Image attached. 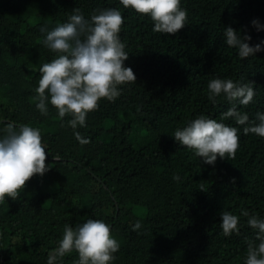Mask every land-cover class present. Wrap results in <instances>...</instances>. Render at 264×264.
Instances as JSON below:
<instances>
[{
    "label": "trees",
    "instance_id": "trees-1",
    "mask_svg": "<svg viewBox=\"0 0 264 264\" xmlns=\"http://www.w3.org/2000/svg\"><path fill=\"white\" fill-rule=\"evenodd\" d=\"M180 6L185 26L168 35L155 33L149 16L119 0H0V139L9 124L39 129L49 167L16 200L0 203V264H48L53 257L54 264H75L78 253L60 257L56 250L65 225L75 229L89 219L108 224L120 245L111 264H245L255 230L241 211L264 220V138L221 120L231 104L223 95L210 102L207 85L214 78L251 82L256 95L247 106L237 102V110L258 123L264 50L241 59L226 44L224 28L264 49V0H181ZM75 8L89 21L99 10L121 11L124 66L136 76L77 127L85 145L68 126L71 117L61 120L50 103L42 115L35 100L40 68L57 57L41 29L68 22ZM200 116L238 129L234 159L208 165L174 140L176 129ZM222 211L239 217V234L223 235ZM137 221L141 228L133 231Z\"/></svg>",
    "mask_w": 264,
    "mask_h": 264
},
{
    "label": "clouds",
    "instance_id": "clouds-1",
    "mask_svg": "<svg viewBox=\"0 0 264 264\" xmlns=\"http://www.w3.org/2000/svg\"><path fill=\"white\" fill-rule=\"evenodd\" d=\"M124 9H132L142 16H149L154 23L155 33L175 35L184 28L187 12L181 8V0H119ZM124 23L118 9L99 10L92 14L90 21L84 18L79 8L73 9L68 22L45 32L44 46L57 57L40 68V79L36 88V108L42 115L48 114L47 105L57 111L63 120L71 117L68 126L75 139L81 144L89 143L76 131L84 127L86 117L97 110L101 100L114 101L121 92L118 86L135 82L136 76L124 62L129 55L119 34ZM258 31L261 25L252 21ZM226 44L238 50L241 59L261 52L260 44L250 46L251 36H241L231 26L224 28ZM251 82L237 83L231 79H212L207 85L208 99L213 104L224 96L231 107L221 115V120L232 119L249 133L264 138V113H257L258 123H250L246 113L237 110V102L247 106L256 95ZM6 135L0 139V203L5 197L16 200L26 183L35 175L43 176L46 166V151L39 129L21 125H7ZM174 140L194 152L205 164L214 165L217 158L234 159L240 137L236 127L217 122L216 119L200 116L183 129H176ZM58 161L59 157H53ZM174 180H179L175 175ZM247 217V225L255 230L254 240L247 241L245 264H264V220L248 211H241ZM221 228L225 237L239 234V217L222 211ZM141 228L139 221L133 231ZM259 241L257 244L256 242ZM118 241L112 237L111 229L103 220L89 219L75 229L65 225L56 254L60 257L75 251V264H111L114 254L119 251ZM54 257L48 264H54Z\"/></svg>",
    "mask_w": 264,
    "mask_h": 264
},
{
    "label": "rangeland",
    "instance_id": "rangeland-1",
    "mask_svg": "<svg viewBox=\"0 0 264 264\" xmlns=\"http://www.w3.org/2000/svg\"><path fill=\"white\" fill-rule=\"evenodd\" d=\"M31 206H32V208H37L38 207V205L36 203H32Z\"/></svg>",
    "mask_w": 264,
    "mask_h": 264
},
{
    "label": "water",
    "instance_id": "water-1",
    "mask_svg": "<svg viewBox=\"0 0 264 264\" xmlns=\"http://www.w3.org/2000/svg\"><path fill=\"white\" fill-rule=\"evenodd\" d=\"M53 255V252H51L50 254H49V256L51 257Z\"/></svg>",
    "mask_w": 264,
    "mask_h": 264
}]
</instances>
